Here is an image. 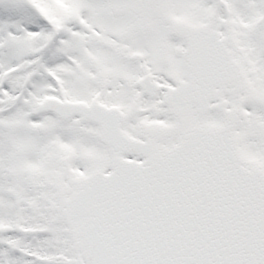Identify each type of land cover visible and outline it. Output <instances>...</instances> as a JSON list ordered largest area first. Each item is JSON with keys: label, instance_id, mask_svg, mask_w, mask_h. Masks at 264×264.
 <instances>
[{"label": "snow or ice", "instance_id": "obj_1", "mask_svg": "<svg viewBox=\"0 0 264 264\" xmlns=\"http://www.w3.org/2000/svg\"><path fill=\"white\" fill-rule=\"evenodd\" d=\"M0 264H264V0H0Z\"/></svg>", "mask_w": 264, "mask_h": 264}]
</instances>
